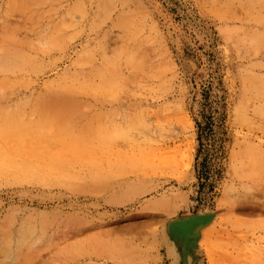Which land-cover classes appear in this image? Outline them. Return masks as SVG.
I'll return each mask as SVG.
<instances>
[{
	"label": "rangeland",
	"instance_id": "obj_1",
	"mask_svg": "<svg viewBox=\"0 0 264 264\" xmlns=\"http://www.w3.org/2000/svg\"><path fill=\"white\" fill-rule=\"evenodd\" d=\"M242 22L204 0H0V54L32 61L0 90V145L66 176H0V264H264V99L238 109L264 60L223 33Z\"/></svg>",
	"mask_w": 264,
	"mask_h": 264
},
{
	"label": "bare ground",
	"instance_id": "obj_2",
	"mask_svg": "<svg viewBox=\"0 0 264 264\" xmlns=\"http://www.w3.org/2000/svg\"><path fill=\"white\" fill-rule=\"evenodd\" d=\"M204 2L209 6L211 13L221 22H225L227 19L238 20L241 17H245V22H242L239 28H230L224 25V36L228 40L229 38H233L235 44L245 47L250 55L260 54L264 60V0H204ZM26 63L27 66L31 68L32 61L25 58L19 51L11 52L7 50V48L2 51L0 54V72L4 75L0 79V90L3 91L5 86L12 84L10 78L7 77L8 73H10L9 71L21 70ZM254 66L264 70V62L262 61L254 62ZM61 79H64L63 82L67 85L74 81L72 76L68 74L64 75ZM241 84V97L238 104L239 113L243 112V110L248 107L249 104H253L254 101L257 100L259 103L260 99H264V74H258L252 70L248 71L241 76ZM0 100L5 99L3 96H0ZM31 101L40 103L53 101V99H45L43 96L35 95ZM62 101H68L67 95L64 96ZM10 135L21 136L19 133L12 132H10ZM21 140L22 139H19V142ZM19 142L10 145H0L1 177L16 181L29 180L38 183H46L57 180L56 184L58 182L59 184L64 183L63 178L66 177L64 176L65 173H61V171H63L61 168V171L59 170L58 172L50 166V161L47 159L50 157L48 154L30 151L25 143L22 142V144H19ZM74 156L80 157L78 154ZM54 176H56V178H54ZM67 181L71 182L69 179ZM70 185L75 188L76 183L72 182ZM201 221L202 220L199 219L192 220L187 227L190 229L189 232H192V244H194L195 250L197 251H199L201 235L206 230L203 229L204 231L202 230V233L200 232L201 235L199 234L200 236L198 235V237L195 238L197 235L195 234V230L196 232L198 231L195 225L199 224ZM211 222L209 224H211ZM192 244L191 246H193ZM169 250L173 251L172 249ZM210 264L214 263L210 262Z\"/></svg>",
	"mask_w": 264,
	"mask_h": 264
}]
</instances>
